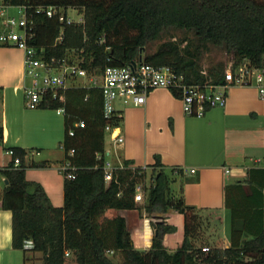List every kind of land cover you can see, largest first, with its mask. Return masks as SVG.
Masks as SVG:
<instances>
[{"label":"trees","instance_id":"trees-1","mask_svg":"<svg viewBox=\"0 0 264 264\" xmlns=\"http://www.w3.org/2000/svg\"><path fill=\"white\" fill-rule=\"evenodd\" d=\"M7 1L80 9L82 22H62L57 16L37 12L35 43L44 46L47 57L61 56L69 47H84L85 66L99 70L108 63H126L143 55L147 62L173 65L187 81L223 82V62L203 71L201 48L206 42L224 45L235 63L247 58L264 65V0ZM62 25L63 38L56 41ZM171 27L193 30L198 37L195 48L166 40L144 54L147 44ZM46 96L42 107H65L63 146L65 159L71 164L68 170L74 176L65 174L64 204L56 205L40 181L27 177L25 156L29 149L12 147V159L0 167V176L8 178L0 205L12 210L15 248L25 253L42 252V264H264V166L251 167L244 180L225 185V205L231 214L230 242L204 250L198 243L202 213L173 192L165 169L152 171L147 184L146 169L129 164L127 159L124 166L114 167L106 180L105 126L111 118L104 112L99 87L72 86L59 90L57 98L50 91ZM81 119L85 125L75 126V133H69ZM3 139L0 125V142ZM15 156L20 157L18 165ZM156 163L162 164L159 155ZM45 164L44 160H30V165ZM138 183L147 192L142 205L149 215L164 214L170 207L183 214L184 239L176 248L164 243V235L176 229L164 216L153 220L151 246L140 249L134 244L127 218L106 215L109 207H138ZM28 240L32 245H27ZM116 255L120 261L114 259ZM28 258L25 255V261Z\"/></svg>","mask_w":264,"mask_h":264},{"label":"crops","instance_id":"crops-1","mask_svg":"<svg viewBox=\"0 0 264 264\" xmlns=\"http://www.w3.org/2000/svg\"><path fill=\"white\" fill-rule=\"evenodd\" d=\"M24 59L23 48L0 44V125L4 133L0 142V167L12 159L10 148L29 149L25 156L27 177L40 181L53 203L63 205L62 165L67 161L63 146L65 133L60 139L63 121L58 114L64 115V124L65 114L55 108L57 113L47 107L26 105ZM116 108L122 117L114 133L108 132L109 140L105 135L107 168L124 166L129 159V164L144 167L149 178L152 171L163 168L171 178L173 192H180L200 212L217 210L224 214L229 210L225 205V185L244 180L251 167L264 166V97L255 85H232L226 104L210 107L201 116L187 114L182 99L167 87L150 91L142 104L117 100ZM118 132L124 135L123 142L112 137ZM58 141L56 152L54 149L44 153V146L51 149ZM157 155L162 164L156 163ZM31 159L44 160L46 164L30 165ZM5 178L0 176V196L7 183ZM138 203L136 208L109 207L106 215H124L135 246L146 249L155 234L153 220L164 216L167 222L174 223L172 215L181 212L170 207L164 214L149 215L142 201ZM170 233L164 235L166 246ZM183 239L184 235L178 243ZM25 255L29 257L26 261ZM41 255L40 251L25 253L13 246L12 210L0 205V264H42Z\"/></svg>","mask_w":264,"mask_h":264},{"label":"built area","instance_id":"built-area-1","mask_svg":"<svg viewBox=\"0 0 264 264\" xmlns=\"http://www.w3.org/2000/svg\"><path fill=\"white\" fill-rule=\"evenodd\" d=\"M10 7H18L20 14L10 13ZM74 6L59 4L33 5L27 3L13 4L7 0H0V44L18 46L25 51V103L28 107L41 106L47 100V92L50 91L53 98L59 97V90H65L72 86L99 87L102 90L103 108L107 117L111 118L105 126V132L114 133L119 126L122 117L120 110L116 108L117 100L131 101L135 104L145 103L150 91L158 87H167L174 91L183 101L184 110L191 115H204L213 106H223L227 102L229 88L234 84L255 85L264 97V65L259 66L245 58L239 63L231 61L225 68L224 81L220 83L190 82L178 73L170 64H155L147 62L143 55L126 63H108L97 69L85 66L88 63L84 47H69L61 56L47 57L44 46L35 43L36 26L35 14L45 12L48 16H57L60 21L82 22V18H73L68 10ZM82 12V11H81ZM83 13V12H82ZM64 25L56 41L63 38ZM103 41V39L101 40ZM206 72V69L203 70ZM65 113L63 105L55 108ZM118 117V119H117ZM120 117V119H119ZM85 120L74 123L69 133H75V126H84ZM117 142H123L125 137L120 132L113 136ZM13 155V148L8 150ZM74 149H71L73 152ZM99 156L102 153L98 154ZM15 165L20 163V157H14ZM71 166L67 161L62 165L63 172L68 176H74ZM195 168H192L194 171ZM229 171V168L226 169ZM112 169L106 165V180H110ZM143 184L136 185V199L143 198ZM27 245H32L28 240ZM204 250L209 245H203Z\"/></svg>","mask_w":264,"mask_h":264},{"label":"rangeland","instance_id":"rangeland-1","mask_svg":"<svg viewBox=\"0 0 264 264\" xmlns=\"http://www.w3.org/2000/svg\"><path fill=\"white\" fill-rule=\"evenodd\" d=\"M10 13L19 15L20 11L18 7H10L9 8ZM69 14L75 18L79 19L83 17V13L80 11H77L75 8H69L68 10ZM166 40H173L175 42H178L181 47L187 46V44L190 45L191 48H195L198 37L196 36L195 32L190 29L185 28H176L171 27L165 30L162 34V36L158 39L152 40L147 44V48L144 52V54L151 52L155 50L158 45ZM202 49L201 54V64L202 67L206 70H208L209 67L212 65H216L220 62H223L225 66H228L231 61H233L232 53L228 52L226 47L224 45H218L212 42H206ZM46 109H49L53 113H57L54 108L47 107ZM60 118L63 121V133L60 139L63 138L65 133V124H64V115L58 114ZM107 132V140H109ZM45 152L48 153L49 151H53L55 149L58 150L59 148V141L56 143V145H51V149H48L47 146H44ZM264 162V159L262 163ZM146 183H150V178L148 177L146 180ZM4 184V182H3ZM146 194L147 192L143 189V198L141 199L142 203L146 201ZM180 195V192L177 193ZM202 212V228H201V234L199 238V244L200 245H218V246H226L229 244L228 235H230L231 231V214L230 210H226L224 214L222 212H219L217 210L212 211H201ZM180 215V216H179ZM223 215L225 219H223ZM172 219L174 223L176 224V229L171 231L169 236H167V244L168 246L172 248H176L179 246V240L184 235V229H183V215L182 213L177 212L176 214L172 215ZM41 258V256H40ZM115 260L120 261L121 257L120 255H116L114 257ZM40 263V262H39Z\"/></svg>","mask_w":264,"mask_h":264},{"label":"water","instance_id":"water-1","mask_svg":"<svg viewBox=\"0 0 264 264\" xmlns=\"http://www.w3.org/2000/svg\"><path fill=\"white\" fill-rule=\"evenodd\" d=\"M5 181L8 182V178H5Z\"/></svg>","mask_w":264,"mask_h":264}]
</instances>
